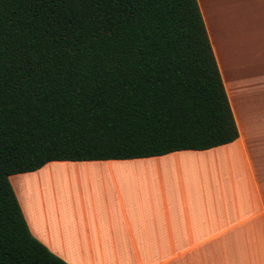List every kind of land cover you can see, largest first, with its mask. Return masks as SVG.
Masks as SVG:
<instances>
[{"label":"trees","instance_id":"1","mask_svg":"<svg viewBox=\"0 0 264 264\" xmlns=\"http://www.w3.org/2000/svg\"><path fill=\"white\" fill-rule=\"evenodd\" d=\"M238 136L198 0H0V264H70L30 231L12 174Z\"/></svg>","mask_w":264,"mask_h":264},{"label":"crops","instance_id":"2","mask_svg":"<svg viewBox=\"0 0 264 264\" xmlns=\"http://www.w3.org/2000/svg\"><path fill=\"white\" fill-rule=\"evenodd\" d=\"M198 1L239 136L12 174L30 231L70 264H264V0ZM47 167L76 170L91 190L77 205L40 201L26 187L51 179Z\"/></svg>","mask_w":264,"mask_h":264},{"label":"rangeland","instance_id":"3","mask_svg":"<svg viewBox=\"0 0 264 264\" xmlns=\"http://www.w3.org/2000/svg\"><path fill=\"white\" fill-rule=\"evenodd\" d=\"M46 171H50L52 180L46 177L47 179L44 181H38L37 177L32 185L28 183L26 187V192H32L40 201H52L58 206L77 205L84 192L91 190V187L88 186L89 182L85 181L86 177L84 178L76 170L64 167H47L41 174L46 175ZM15 178L16 176L12 177L13 182Z\"/></svg>","mask_w":264,"mask_h":264},{"label":"bare ground","instance_id":"4","mask_svg":"<svg viewBox=\"0 0 264 264\" xmlns=\"http://www.w3.org/2000/svg\"><path fill=\"white\" fill-rule=\"evenodd\" d=\"M59 175H60V173H59ZM64 180V179H63Z\"/></svg>","mask_w":264,"mask_h":264}]
</instances>
